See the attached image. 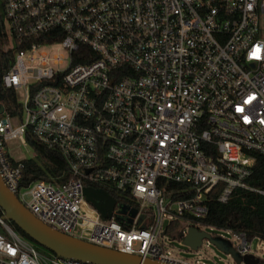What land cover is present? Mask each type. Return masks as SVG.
I'll return each mask as SVG.
<instances>
[{
	"label": "built area",
	"instance_id": "2783aa9c",
	"mask_svg": "<svg viewBox=\"0 0 264 264\" xmlns=\"http://www.w3.org/2000/svg\"><path fill=\"white\" fill-rule=\"evenodd\" d=\"M2 2L4 50L14 56L2 83L24 94L21 113L0 114L7 187L62 233L169 264H202L170 257L163 237L198 228L221 183L222 203L236 189L264 196L248 183L255 155H264V0ZM28 133L67 159L68 181L21 187L25 164L8 143L27 145ZM86 187L135 204L115 198L105 218ZM227 230L236 254H250L247 234ZM0 264L93 263L41 252L0 215Z\"/></svg>",
	"mask_w": 264,
	"mask_h": 264
},
{
	"label": "trees",
	"instance_id": "16d2710c",
	"mask_svg": "<svg viewBox=\"0 0 264 264\" xmlns=\"http://www.w3.org/2000/svg\"><path fill=\"white\" fill-rule=\"evenodd\" d=\"M220 2L221 0H215ZM5 10L2 0H0V104H3L6 111L12 115L22 112V105L18 102L17 92L6 87L2 83V76L12 66L13 54L4 48L7 44V37L4 33ZM28 144L34 150V157L23 159L25 168L22 174L21 187H27L33 181L43 179L54 183H64L70 179V165L67 159L55 149L47 148L40 144L30 133L26 135ZM256 164L252 176L248 183L259 188H264V155L256 154ZM171 188L182 187L178 183H171ZM224 184L221 183L210 193L209 214L200 221L201 226L216 227L218 229H232L235 232H245L248 240L254 238L264 239V196L252 191L236 189L227 203L218 200ZM108 191L118 200L121 199L125 204L134 205V201L129 197ZM4 211L0 207V215ZM175 222L173 229L179 226ZM9 225L21 236L31 241L41 252L48 255H56L55 252L42 246L23 231L15 222L9 221ZM168 231V229H167ZM260 264L264 262L260 261Z\"/></svg>",
	"mask_w": 264,
	"mask_h": 264
},
{
	"label": "water",
	"instance_id": "95a60500",
	"mask_svg": "<svg viewBox=\"0 0 264 264\" xmlns=\"http://www.w3.org/2000/svg\"><path fill=\"white\" fill-rule=\"evenodd\" d=\"M4 109V105L0 104V114ZM85 195L89 201L93 202L103 217L110 218L112 216L116 200L106 190L86 187ZM0 207L4 211V219L15 222L32 239L55 252L57 257L73 258L93 264H169L90 243L53 229L22 204L7 187L1 176ZM125 212L126 208L123 207L121 213ZM131 213L135 216L137 209L133 208ZM204 238H210L212 243L230 254L234 258L235 264H260L258 257L252 254L239 256L235 249L232 246L228 247L222 239L213 238L207 232L200 231L196 227L189 228L183 241L191 249H197L202 245Z\"/></svg>",
	"mask_w": 264,
	"mask_h": 264
},
{
	"label": "rangeland",
	"instance_id": "374dc122",
	"mask_svg": "<svg viewBox=\"0 0 264 264\" xmlns=\"http://www.w3.org/2000/svg\"><path fill=\"white\" fill-rule=\"evenodd\" d=\"M17 98L20 102L24 101L22 90L17 92ZM8 146L11 156L16 160L34 157V150L29 144L23 145L19 140L15 139L11 140ZM198 228L201 231L207 232L213 238L222 239L228 247L238 244V240L227 229H217L201 225ZM163 242L165 243V252H169L170 257L175 259L202 264H235L234 258L212 243L210 238H204L202 245L197 249H191L189 245L184 243L183 238L179 234L175 236L167 235L163 237ZM250 244L251 251L249 253L258 257L261 262H264V239L254 238L250 241Z\"/></svg>",
	"mask_w": 264,
	"mask_h": 264
}]
</instances>
